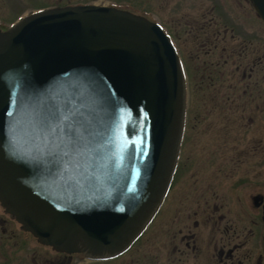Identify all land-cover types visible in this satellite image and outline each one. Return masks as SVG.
<instances>
[{
    "label": "water",
    "instance_id": "1",
    "mask_svg": "<svg viewBox=\"0 0 264 264\" xmlns=\"http://www.w3.org/2000/svg\"><path fill=\"white\" fill-rule=\"evenodd\" d=\"M53 95L83 97L94 113L83 175L47 158L35 114ZM182 105L174 48L145 18L79 6L23 19L0 33L1 206L57 250L113 254L161 202Z\"/></svg>",
    "mask_w": 264,
    "mask_h": 264
},
{
    "label": "flooded vegetation",
    "instance_id": "2",
    "mask_svg": "<svg viewBox=\"0 0 264 264\" xmlns=\"http://www.w3.org/2000/svg\"><path fill=\"white\" fill-rule=\"evenodd\" d=\"M204 1L207 3L186 9L192 11V14L181 12V19H186L181 21L184 28L181 32L183 41H180V44L176 43L181 62L185 64L182 46L195 61L198 72L200 68L205 75H201L198 80V83L201 82L199 87L207 90L201 94V99L198 95L202 105V110L199 111L206 113L209 119L203 123L199 113L197 120L199 130L192 133L193 144L208 137L209 140L210 138L215 140L214 144L218 143L212 146V153L214 149H220L223 154V145L228 151L233 132H235L236 144L248 142V134L250 143L242 147L244 150L233 149L232 153H236L238 157H229L228 160L229 162L242 160L244 164H255L258 168L259 164L264 163L261 152L262 149L264 150V19L260 14V11L264 10V5L260 3L255 5L254 0ZM55 7L48 6L41 9ZM1 8L3 9H0L1 32L6 31L20 16L41 10H31L17 15L14 21L8 22L9 20L6 21L4 17L8 10L5 7ZM250 24H255V27ZM178 25L179 23L176 27ZM212 69L213 76L207 77ZM214 117L217 119L223 117V119L216 122ZM186 133L187 124L179 150L176 175L186 173L187 165L183 163V155L187 154L184 150ZM249 148L254 149L255 152H247ZM255 176H239L233 183L236 186L234 189L247 185V179L253 182ZM258 183L260 185L251 184L260 188L257 190H261V193L255 194L256 197L253 196L252 202L255 207L260 206V208H221L224 214L220 215H217V208H201V210L195 208L200 213L202 225L206 224L209 227L208 239L201 237L203 232L199 230L201 223L198 220L186 225L185 230L180 227L175 232L173 225L179 221L160 222L159 228L165 236L163 240L162 236L160 237L159 245L164 253L160 259L154 257L156 261L151 263H148L149 259L137 254L138 249L158 215L169 212H166L163 206L173 188V183L155 219L142 234L127 249L106 260H89L83 254H79L81 256L79 258L78 254L57 251L41 244L0 206V264H79L80 262L85 264H264L262 208L264 180ZM209 186L206 184L207 190ZM182 209L187 213L185 216H180V221L184 218L189 220L192 213L194 215L192 217H199V213L192 208ZM148 235V238L146 237L148 242L140 251L142 255L144 252L154 250L159 240L156 235L151 236L152 231Z\"/></svg>",
    "mask_w": 264,
    "mask_h": 264
},
{
    "label": "rangeland",
    "instance_id": "3",
    "mask_svg": "<svg viewBox=\"0 0 264 264\" xmlns=\"http://www.w3.org/2000/svg\"><path fill=\"white\" fill-rule=\"evenodd\" d=\"M201 3L206 4L207 2L204 0H0V9L3 10L1 7H5L8 10L4 15L6 21L9 20L8 22L14 21L17 15L19 16L31 10L41 9L48 6L62 7L82 4L107 6L117 4L124 7L128 6L134 8V11L136 9L142 10L140 13L147 10L150 12V14H148L152 18H156L159 23H163L162 25L166 24L163 28L171 36V40L177 48L176 43L178 42L180 44V41H183L181 32L184 28L181 21L183 22L186 20L181 19L180 15L182 13L192 14V11L186 9L189 7L194 8L197 4ZM130 11L137 13L132 10ZM177 23H179L178 27H176ZM250 25L255 27V24ZM181 48L183 49L182 54L186 64L182 63L184 74L186 76V108L188 109L187 133L185 135L186 140L184 145L186 146L184 150L187 154L185 156L183 155V163L187 165V168L185 174L178 173L176 175L173 182V188L171 192H169L166 203L163 206V208H166V212H169L165 215L159 214L156 222L149 230V232L152 231L151 236L156 235L159 238L157 244L155 245V249L150 252H144L143 255L142 252H140L142 251L144 244L148 242L147 238L149 236V232L145 235L147 238L144 236L145 239L141 241L142 244L140 249H138L139 251L137 254L145 257L147 260L149 259L148 263L155 262L156 260L154 257L160 259L162 253H164L163 248H160L159 245L160 237L162 236L161 238L163 240V237L165 236L159 228L160 222L163 223L165 220H169L170 223H176V221H179V223L173 225L175 228L172 227L175 232L180 227L185 230L184 227L191 224L193 220L200 221V213L195 208H198V210H201V208H217V215L224 214V211H222L221 208H260V206L255 207L253 205L252 198L255 194L261 193V190H257L259 187L254 185H260L258 182L264 180V163L259 164V166L257 165L258 168H256L255 164H244L242 160L234 161L236 163L229 162L228 160L229 157H238L236 153H232L233 149H243L242 147L247 146L248 142L250 143L248 134V142L236 144L234 140L235 132H233L228 151L223 145V154L220 149H214V153H212V146H216L218 143L214 144L215 140H211V138L209 140L206 135V138L203 137L204 139L200 142H195L193 144L192 133L199 130L197 122V120H199V113H201V121L203 120V123L209 119L206 113L199 111L202 110L199 98L201 99V94L205 93L207 90L201 89V86L199 87L201 82L198 83L201 75L205 76L203 71L199 68L198 72V67H196L197 65L195 64V61H193V59L189 56L187 49L182 46ZM212 70H210L211 73L207 77L213 76L214 70ZM205 84L208 85L207 82H205ZM221 119H223V117H219V119L214 117L216 122ZM252 151H254V149L251 150V148H249L247 150V152ZM261 152L263 158L264 150L262 149ZM249 175H256L253 178V182L247 179V185H242V188L234 189L235 184L233 183L236 178L238 179L239 176ZM206 184L210 185L209 190L205 187ZM262 197L264 198V196ZM182 208H192V210L199 213V217H192L194 216L192 213L190 217L188 216L189 220L184 218L180 221V216H185L187 213ZM208 228L209 227H207L206 224L202 225V223L199 226V230L203 232L201 237L204 239H208ZM166 241L170 242L168 239H166ZM78 257L81 258L80 255ZM79 264L85 263L80 262Z\"/></svg>",
    "mask_w": 264,
    "mask_h": 264
},
{
    "label": "snow or ice",
    "instance_id": "4",
    "mask_svg": "<svg viewBox=\"0 0 264 264\" xmlns=\"http://www.w3.org/2000/svg\"><path fill=\"white\" fill-rule=\"evenodd\" d=\"M93 116L86 100L76 95H53L41 105L35 114L36 126L54 167L64 166L66 173L84 174V162L96 139ZM12 154L16 155L14 151Z\"/></svg>",
    "mask_w": 264,
    "mask_h": 264
},
{
    "label": "bare ground",
    "instance_id": "5",
    "mask_svg": "<svg viewBox=\"0 0 264 264\" xmlns=\"http://www.w3.org/2000/svg\"><path fill=\"white\" fill-rule=\"evenodd\" d=\"M158 216H159V215H158ZM157 218H158V217H157ZM157 218H156V219H157ZM156 219H155V221H156Z\"/></svg>",
    "mask_w": 264,
    "mask_h": 264
}]
</instances>
